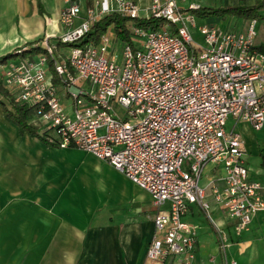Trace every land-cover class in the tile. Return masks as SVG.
<instances>
[{"label":"built area","instance_id":"built-area-1","mask_svg":"<svg viewBox=\"0 0 264 264\" xmlns=\"http://www.w3.org/2000/svg\"><path fill=\"white\" fill-rule=\"evenodd\" d=\"M197 8L152 0L144 18L162 24L148 32L132 24L140 17L130 0H101L79 24L81 10L72 3L59 20L65 30L57 43L68 46L67 53L41 40L16 49L0 70L6 91L31 109L49 144L107 162L151 197L155 234L146 259L152 264H191L196 230L182 218L192 205L209 211L206 190L199 186L208 164L222 167V188L212 182L211 196L237 236L264 212V184L248 179L243 141L233 129L246 123L259 131L264 125L258 21L249 20L241 32L205 22L197 43L191 34L197 29L191 12ZM113 13L129 19L130 38L139 46L122 43L115 55L108 33L97 45L75 46L94 23ZM33 49L41 51L29 55ZM218 230L226 243L227 233Z\"/></svg>","mask_w":264,"mask_h":264},{"label":"crops","instance_id":"crops-1","mask_svg":"<svg viewBox=\"0 0 264 264\" xmlns=\"http://www.w3.org/2000/svg\"><path fill=\"white\" fill-rule=\"evenodd\" d=\"M100 1L0 0V57L41 40L57 44L65 30L59 21L63 9L78 5L79 24L86 10ZM130 1L138 5L140 18L152 3ZM106 33L110 52L121 48L124 42L115 37L112 26ZM256 48L264 53V37L256 38ZM59 53L67 49L60 48ZM1 101L8 107L7 101ZM25 121L33 133L8 121L0 106V264H152L146 259L155 234L151 197L107 162L73 147L49 144L33 112L25 113ZM233 129L243 141L248 179L264 184V125L259 131L246 123ZM252 154L259 158L258 168L250 165ZM203 174L200 181L209 211L192 205L182 218L196 230L194 256L210 244L218 248L217 229L234 238L233 222L210 191L212 182L222 188V167L208 164ZM256 231L264 233V212H258L241 234L240 238L246 234L243 248L251 245V233Z\"/></svg>","mask_w":264,"mask_h":264},{"label":"rangeland","instance_id":"rangeland-1","mask_svg":"<svg viewBox=\"0 0 264 264\" xmlns=\"http://www.w3.org/2000/svg\"><path fill=\"white\" fill-rule=\"evenodd\" d=\"M176 5L181 10H188L190 6L196 5L198 7L203 8H211V9H218V8H226V7H233V6H254L260 3L262 0H175ZM191 14L195 17V22L197 29H192L191 34L194 38V41L200 43L201 36L199 32V27L203 25L205 22L213 23L220 27L222 30H231L234 32H241L244 31L247 27V23L249 20H243L238 17H230V16H223V17H210V18H202L197 16L195 13ZM259 16L261 17L258 19L257 23V41L264 37V31L261 30L264 28V9L259 12ZM120 47L117 46L114 49V54H119ZM66 52V47H65ZM112 53V52H111ZM46 70L49 71V65L45 66ZM82 86V85H81ZM62 101L67 106L69 102L66 100V97L61 93ZM234 125V121L229 119L227 121V128L231 129ZM256 133V132H254ZM246 144L249 146V142L246 139ZM250 165L254 168H258L257 156L253 154L250 156ZM186 163H184L183 167H186ZM203 174V173H202ZM204 176V174H203ZM203 179L200 181L199 186H203L202 184ZM218 230V229H217ZM220 231V230H218ZM242 234V233H241ZM241 234L237 236L234 233V238L229 237L227 234L226 243L222 242L217 239V249H214L213 245L210 244L207 247L204 245V249H200L199 253L194 256L191 264H264V233H251V245L243 248V243L245 242V235L240 238Z\"/></svg>","mask_w":264,"mask_h":264},{"label":"trees","instance_id":"trees-1","mask_svg":"<svg viewBox=\"0 0 264 264\" xmlns=\"http://www.w3.org/2000/svg\"><path fill=\"white\" fill-rule=\"evenodd\" d=\"M264 9V0L254 6H233V7H226V8H218V9H211V8H203L199 7L195 10H192V13H195L197 16L202 18H210V17H223V16H234L241 18L243 20H258L261 17L259 16V12ZM132 24L136 28L143 29L145 31H157L160 27L162 22L160 20H156L153 18L145 19V18H137L132 20ZM109 26L113 27V31L115 37L120 40L121 42L127 43L131 45L130 42V31H129V19L121 17L120 15L113 13L102 20L94 23L88 33L75 45V46H85L88 44H97L102 37L106 33V30ZM56 47L65 48L68 46L62 45L60 43L56 44ZM40 49H33L28 54H35L40 52ZM13 55H8L5 57H0V65L4 64L8 59L12 58ZM49 71L52 76V81L56 85L59 83L57 78L54 74V69L50 64ZM0 98L7 101L8 107L1 101L0 99V106L2 108L3 114L5 118L14 123L19 127L21 131L27 130L30 133L31 130L26 125L25 121V113L29 112L31 109L27 108L24 105L16 103L12 97L7 93L6 89L0 78Z\"/></svg>","mask_w":264,"mask_h":264}]
</instances>
